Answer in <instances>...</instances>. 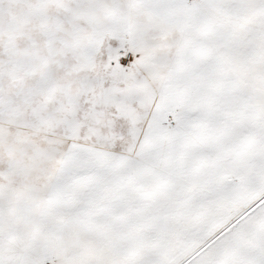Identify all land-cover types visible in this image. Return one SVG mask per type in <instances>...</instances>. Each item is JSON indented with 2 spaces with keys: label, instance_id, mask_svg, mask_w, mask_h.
<instances>
[{
  "label": "snow or ice",
  "instance_id": "1",
  "mask_svg": "<svg viewBox=\"0 0 264 264\" xmlns=\"http://www.w3.org/2000/svg\"><path fill=\"white\" fill-rule=\"evenodd\" d=\"M0 264H264V0H0Z\"/></svg>",
  "mask_w": 264,
  "mask_h": 264
}]
</instances>
